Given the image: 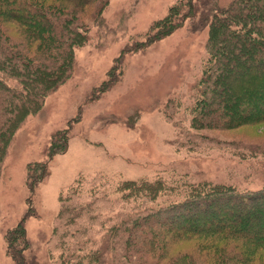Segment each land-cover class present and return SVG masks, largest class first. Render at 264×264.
<instances>
[{
    "label": "rangeland",
    "instance_id": "obj_1",
    "mask_svg": "<svg viewBox=\"0 0 264 264\" xmlns=\"http://www.w3.org/2000/svg\"><path fill=\"white\" fill-rule=\"evenodd\" d=\"M38 1L61 21L76 24L86 40L74 46L69 76L47 85L41 109L21 118L0 158V264H18L15 252L23 254L26 264H55L64 251L59 215L72 188L80 192L95 188L100 195L106 191L112 200H119L115 189L122 183L162 180L170 190L142 202V207L152 208L182 200L190 186L203 182L240 191L264 189V122L199 129L219 142H206L198 149L185 147L178 139L176 125L190 126L188 106L208 57L209 26L194 27L203 0H194L196 17L178 15L181 26L145 46L155 25L187 0ZM232 1L208 2L226 8ZM20 29L17 23L8 25L10 47L18 45L33 65L52 67L50 52L38 42L29 45ZM5 78L11 85L18 82L12 76ZM67 129L66 151L51 157ZM44 163V176L30 178ZM31 182H36L34 190ZM87 195L85 201L92 198ZM128 200L119 201L114 212H130L140 204L135 197ZM246 216L251 226L254 218ZM179 223L164 222L175 228ZM17 228L25 229L27 241L9 252L7 237ZM104 233L96 225V242L83 251L100 248ZM67 239L70 244L76 241ZM191 247V243L174 246L172 255Z\"/></svg>",
    "mask_w": 264,
    "mask_h": 264
},
{
    "label": "trees",
    "instance_id": "obj_2",
    "mask_svg": "<svg viewBox=\"0 0 264 264\" xmlns=\"http://www.w3.org/2000/svg\"><path fill=\"white\" fill-rule=\"evenodd\" d=\"M79 1L86 4L91 0ZM208 1L203 0L202 13L194 23L196 30L209 26L207 62L188 106L190 126L176 125L180 142L194 149L206 142H219L200 134L199 129L264 122V71L259 72L264 68V0H233L226 8ZM195 10L194 0L173 6L142 46L181 26L178 15L196 17ZM11 23L22 27L19 35L29 45L38 42L52 58L59 57L55 74L54 58L50 68L37 66L22 56L18 45L10 47L7 27ZM85 38L76 24L61 21L38 0H0V158L21 118L41 109L47 85L69 76L74 46ZM6 76L15 77L17 84L11 85ZM68 132L58 139L51 157L66 151ZM46 168L47 163L41 164L39 173L30 178L41 179ZM35 184L30 183L31 189ZM166 185L162 180L125 182L115 189L121 194L119 200H112L106 191L100 195L95 188L87 192L69 189L59 215L64 251L55 264H159L164 259H169V264H264V189L240 191L203 182L190 186L180 201L158 208L142 207V202L154 201L169 191ZM87 193L92 198L85 201ZM131 197L140 202L133 211L114 212L119 201L125 204ZM232 213L236 217H231ZM246 215L254 218L251 226L244 220ZM228 218V222L223 220ZM167 220L180 223L175 228L164 224ZM96 225L105 230L103 245L85 252V247L96 242ZM71 237L76 240L72 244L67 239ZM7 241L9 252L25 244V229H14ZM190 243L191 250L172 255L174 246ZM14 254L18 264H26L22 253Z\"/></svg>",
    "mask_w": 264,
    "mask_h": 264
}]
</instances>
